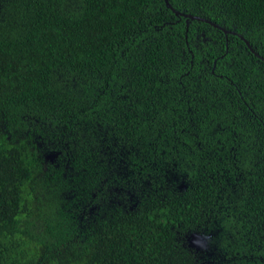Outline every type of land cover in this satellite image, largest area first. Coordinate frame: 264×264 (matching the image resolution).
Returning a JSON list of instances; mask_svg holds the SVG:
<instances>
[{"label":"trees","instance_id":"trees-1","mask_svg":"<svg viewBox=\"0 0 264 264\" xmlns=\"http://www.w3.org/2000/svg\"><path fill=\"white\" fill-rule=\"evenodd\" d=\"M0 264H264V0H0Z\"/></svg>","mask_w":264,"mask_h":264},{"label":"water","instance_id":"water-1","mask_svg":"<svg viewBox=\"0 0 264 264\" xmlns=\"http://www.w3.org/2000/svg\"><path fill=\"white\" fill-rule=\"evenodd\" d=\"M167 5L169 6V4L167 3ZM194 18H197V19H200L199 17H194ZM207 21V20H206ZM225 31V30H224ZM241 37V36H240ZM242 38V37H241ZM243 39V38H242ZM245 43L249 46V43L247 41H245Z\"/></svg>","mask_w":264,"mask_h":264}]
</instances>
